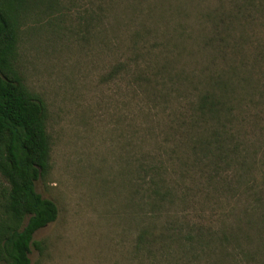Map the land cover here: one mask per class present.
I'll return each instance as SVG.
<instances>
[{"label":"rangeland","instance_id":"obj_1","mask_svg":"<svg viewBox=\"0 0 264 264\" xmlns=\"http://www.w3.org/2000/svg\"><path fill=\"white\" fill-rule=\"evenodd\" d=\"M25 5L59 208L32 264H264V0Z\"/></svg>","mask_w":264,"mask_h":264},{"label":"trees","instance_id":"obj_2","mask_svg":"<svg viewBox=\"0 0 264 264\" xmlns=\"http://www.w3.org/2000/svg\"><path fill=\"white\" fill-rule=\"evenodd\" d=\"M25 6L0 0V264H32L33 248L42 250L36 233L59 218L56 202L36 190L51 167L49 110L16 65Z\"/></svg>","mask_w":264,"mask_h":264}]
</instances>
